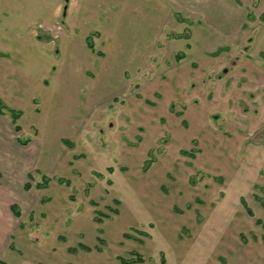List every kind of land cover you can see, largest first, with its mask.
<instances>
[{
	"label": "rangeland",
	"instance_id": "obj_1",
	"mask_svg": "<svg viewBox=\"0 0 264 264\" xmlns=\"http://www.w3.org/2000/svg\"><path fill=\"white\" fill-rule=\"evenodd\" d=\"M0 71V264H264V0H0Z\"/></svg>",
	"mask_w": 264,
	"mask_h": 264
},
{
	"label": "trees",
	"instance_id": "obj_2",
	"mask_svg": "<svg viewBox=\"0 0 264 264\" xmlns=\"http://www.w3.org/2000/svg\"><path fill=\"white\" fill-rule=\"evenodd\" d=\"M89 46H91V43L89 44ZM92 48V46L90 47ZM4 108V106L2 104H0V112L2 113V109ZM11 115V122L14 125V129L15 131H19L20 128L19 126L16 124V120L18 119L19 114L15 111L12 112V110L8 109ZM17 140L19 141L20 144H25L26 142L24 140H21L20 138H17ZM28 178L30 177V175L27 176ZM45 181L47 182V179H45ZM44 182V180L42 181V183ZM37 187H40L41 185L38 183L36 184ZM25 189H29L30 188V184H25L24 185ZM10 208L13 210V214L15 216H18V211L15 208V204H11Z\"/></svg>",
	"mask_w": 264,
	"mask_h": 264
},
{
	"label": "crops",
	"instance_id": "obj_3",
	"mask_svg": "<svg viewBox=\"0 0 264 264\" xmlns=\"http://www.w3.org/2000/svg\"><path fill=\"white\" fill-rule=\"evenodd\" d=\"M0 72H2V71H0Z\"/></svg>",
	"mask_w": 264,
	"mask_h": 264
}]
</instances>
